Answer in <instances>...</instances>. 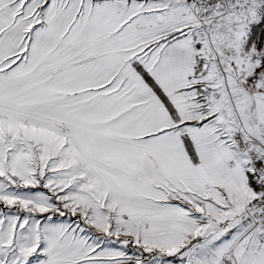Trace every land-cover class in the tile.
Masks as SVG:
<instances>
[{
    "label": "snow or ice",
    "instance_id": "obj_1",
    "mask_svg": "<svg viewBox=\"0 0 264 264\" xmlns=\"http://www.w3.org/2000/svg\"><path fill=\"white\" fill-rule=\"evenodd\" d=\"M0 264H264V0H0Z\"/></svg>",
    "mask_w": 264,
    "mask_h": 264
}]
</instances>
